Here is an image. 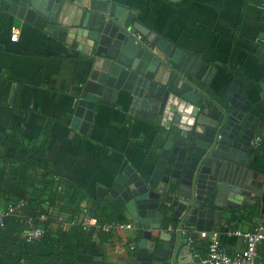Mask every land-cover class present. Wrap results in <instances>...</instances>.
<instances>
[{"label":"crops","instance_id":"0c3cea01","mask_svg":"<svg viewBox=\"0 0 264 264\" xmlns=\"http://www.w3.org/2000/svg\"><path fill=\"white\" fill-rule=\"evenodd\" d=\"M114 1L127 7L126 13L133 21L195 57L197 62H189L188 68L198 64L208 92L223 96L231 85L242 87L250 104L248 115L258 125L253 141L257 137L264 140V0ZM14 11L15 7L7 11L0 0V158L16 157L23 162L12 172L24 180L25 162L33 153L5 148L3 140L12 129H18L24 138L37 142V151L47 140L48 130L49 160L66 180L84 191L87 198L83 206L93 209L106 202L125 168L144 176L151 174L157 151L164 150L169 135L179 132L177 122L174 115L149 116L141 108L131 113L132 98L126 94L100 104L85 133L80 127L73 128L82 93L78 91L92 73L91 43L76 29H69L67 38L59 40L46 29L20 19ZM241 151L246 156L245 166L237 165L236 171L243 174L246 182L248 179L250 184L263 186L259 197L253 195L258 217L237 229L250 231L258 223L264 224V153L253 155L252 144ZM120 211L127 223H133L124 207ZM224 222L216 220L213 231L222 232L221 244L228 254H237L244 244L224 235L229 229ZM196 233L193 254L202 250L206 254L209 238L202 234L211 232ZM158 235L152 232L154 241ZM143 239L136 227L104 242L96 237L79 243L78 259L81 264H133L137 255L147 253V245L142 247ZM25 248L28 253H49L43 245ZM258 258L264 263V246L259 247Z\"/></svg>","mask_w":264,"mask_h":264},{"label":"water","instance_id":"95a60500","mask_svg":"<svg viewBox=\"0 0 264 264\" xmlns=\"http://www.w3.org/2000/svg\"><path fill=\"white\" fill-rule=\"evenodd\" d=\"M2 6L15 7L20 19L59 40L76 29L91 43L92 73L78 91L73 128L85 133L95 109L116 96H130L134 114L141 108L149 116L174 115L179 132L157 151L151 174L125 168L91 217L108 203L125 208L144 236L142 247L147 245L133 264H202L188 240L197 239L196 232H212L228 212L258 205L253 195L259 197L263 187L235 169L245 166L241 149L251 147L258 129L243 88L231 85L223 96L208 92L198 64L188 68L195 57L133 21L114 0H2ZM135 34L150 48L137 43Z\"/></svg>","mask_w":264,"mask_h":264},{"label":"trees","instance_id":"16d2710c","mask_svg":"<svg viewBox=\"0 0 264 264\" xmlns=\"http://www.w3.org/2000/svg\"><path fill=\"white\" fill-rule=\"evenodd\" d=\"M46 137L47 140L37 151H34L37 142L24 138L18 129H12L3 140L5 148H14L17 153L26 149L33 153V157L25 162L26 174L22 181L12 170H18L23 162L16 157L0 158V203L4 202L0 204V210L18 203L24 204L17 214L6 218L0 225V264H81L78 259L81 253L80 242H91L96 237L104 242L113 235L105 232L103 226L127 223L121 211L113 204H108L96 209V221L100 228L82 225L83 219L91 216L96 207L85 208L83 202L87 197L84 191L66 180L60 174L58 166L49 160L48 130ZM252 152L253 155L262 156L264 140ZM257 217V208L253 206L244 212H228L222 220L227 228L237 230L244 223L252 224ZM29 220L44 231L42 240L35 244L22 240V235L29 230ZM255 227L256 225L253 229ZM27 245H43L49 253H28L25 248ZM198 253L205 255L203 250Z\"/></svg>","mask_w":264,"mask_h":264},{"label":"built area","instance_id":"2783aa9c","mask_svg":"<svg viewBox=\"0 0 264 264\" xmlns=\"http://www.w3.org/2000/svg\"><path fill=\"white\" fill-rule=\"evenodd\" d=\"M134 38L137 43L141 44L145 48H150V45L146 43L144 37L140 34H135ZM16 40V37L14 38ZM262 143V138L257 137L252 142L253 149L260 147ZM24 204L18 203L15 205H10L7 209L0 210V225H2L6 218L14 216L22 209ZM44 219V218H42ZM29 230L22 235V240L28 244H35L42 240L44 236V231L36 227L32 220L28 221ZM82 225L85 227H95L100 228L97 224L96 219L91 216H86ZM105 232H109L115 235L124 231H132L135 229L134 223H122L114 225H105L102 227ZM169 229H172L171 227ZM178 231V229H177ZM222 232L213 231L210 234L203 233V238H209V244L207 252L204 256L199 253H194L195 258L200 260L202 264H264L257 263L258 259V249L260 246L264 245V224L258 223L257 226L252 231L245 230H231L227 229L224 235L230 238H236L243 242L244 249L234 255L228 254L222 247L221 238ZM188 244L193 248L195 247V240L190 238ZM193 250V249H192ZM205 257V259H204Z\"/></svg>","mask_w":264,"mask_h":264}]
</instances>
